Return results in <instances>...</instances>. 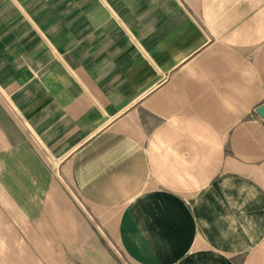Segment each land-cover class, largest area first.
<instances>
[{"label": "crops", "instance_id": "1", "mask_svg": "<svg viewBox=\"0 0 264 264\" xmlns=\"http://www.w3.org/2000/svg\"><path fill=\"white\" fill-rule=\"evenodd\" d=\"M263 103L264 0H0V264H264Z\"/></svg>", "mask_w": 264, "mask_h": 264}, {"label": "rangeland", "instance_id": "2", "mask_svg": "<svg viewBox=\"0 0 264 264\" xmlns=\"http://www.w3.org/2000/svg\"><path fill=\"white\" fill-rule=\"evenodd\" d=\"M107 243L105 242H101L100 245H104L106 246ZM108 247L110 250L114 251L116 253V256L118 257V259L123 262H127L126 258L124 256H121L120 253L122 252L121 248L119 247V245L116 242H108ZM123 255V254H122Z\"/></svg>", "mask_w": 264, "mask_h": 264}, {"label": "water", "instance_id": "3", "mask_svg": "<svg viewBox=\"0 0 264 264\" xmlns=\"http://www.w3.org/2000/svg\"><path fill=\"white\" fill-rule=\"evenodd\" d=\"M256 111L264 118V103L257 107Z\"/></svg>", "mask_w": 264, "mask_h": 264}]
</instances>
